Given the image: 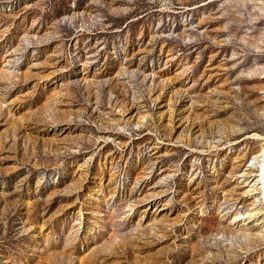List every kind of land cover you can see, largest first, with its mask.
I'll list each match as a JSON object with an SVG mask.
<instances>
[{"label": "rangeland", "instance_id": "rangeland-1", "mask_svg": "<svg viewBox=\"0 0 264 264\" xmlns=\"http://www.w3.org/2000/svg\"><path fill=\"white\" fill-rule=\"evenodd\" d=\"M263 134L264 0H0V264H264Z\"/></svg>", "mask_w": 264, "mask_h": 264}, {"label": "bare ground", "instance_id": "bare-ground-1", "mask_svg": "<svg viewBox=\"0 0 264 264\" xmlns=\"http://www.w3.org/2000/svg\"><path fill=\"white\" fill-rule=\"evenodd\" d=\"M261 145L260 148L257 152V154L255 156H253L254 159H256V163H257V168H256V173L254 176V181L251 184V189L255 188L256 189V193L257 198L255 199L256 201L259 202L260 204V208L258 209V211H261L264 214V188H263V165H264V134L261 137ZM255 160H253L254 162ZM254 186V187H253ZM253 187V188H252ZM250 189H247V192H249ZM255 212L251 213L252 215ZM250 213H240V212H236L233 217L230 218V223L231 224H235L236 222L240 221V220H244L246 218H248L249 216H251Z\"/></svg>", "mask_w": 264, "mask_h": 264}, {"label": "water", "instance_id": "water-1", "mask_svg": "<svg viewBox=\"0 0 264 264\" xmlns=\"http://www.w3.org/2000/svg\"><path fill=\"white\" fill-rule=\"evenodd\" d=\"M263 188H264V165H263Z\"/></svg>", "mask_w": 264, "mask_h": 264}]
</instances>
